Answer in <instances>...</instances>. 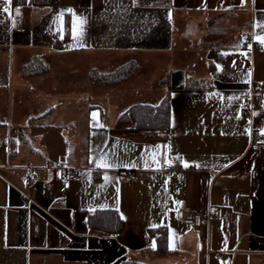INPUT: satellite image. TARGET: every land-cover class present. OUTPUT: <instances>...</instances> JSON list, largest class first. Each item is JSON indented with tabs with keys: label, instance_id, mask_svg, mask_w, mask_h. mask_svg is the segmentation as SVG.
Listing matches in <instances>:
<instances>
[{
	"label": "crops",
	"instance_id": "0c3cea01",
	"mask_svg": "<svg viewBox=\"0 0 264 264\" xmlns=\"http://www.w3.org/2000/svg\"><path fill=\"white\" fill-rule=\"evenodd\" d=\"M259 25L264 0H0V264H264ZM131 62L123 84L91 79ZM196 68L205 77L193 80ZM255 85L263 98L247 115ZM168 94V129L121 120ZM67 168L79 175L69 185ZM120 170L137 179L120 182ZM182 207L214 217L188 225ZM107 210L117 234L89 226ZM162 228L169 254L157 252Z\"/></svg>",
	"mask_w": 264,
	"mask_h": 264
},
{
	"label": "trees",
	"instance_id": "16d2710c",
	"mask_svg": "<svg viewBox=\"0 0 264 264\" xmlns=\"http://www.w3.org/2000/svg\"><path fill=\"white\" fill-rule=\"evenodd\" d=\"M17 2L24 3L26 0H17ZM67 35L70 32V24L67 23ZM37 63V62H36ZM35 64V63H34ZM31 65L28 71L36 69L37 64ZM40 68V67H39ZM138 71L136 63L131 62L123 65L115 72L110 74H101L94 71L91 79L94 83L102 86H116L130 80ZM28 73V72H26ZM184 88L179 86L178 88ZM170 96L169 94L164 98L162 103L158 106L136 105L132 107L129 112L121 117L123 121H130L135 128L138 129H168L170 127ZM89 226L92 230L103 234H117L122 230L123 221L120 216L113 210L98 211L89 216ZM157 252L159 254H169L168 237L166 229L157 230ZM152 234L155 233L152 231ZM121 264H145L140 261H124Z\"/></svg>",
	"mask_w": 264,
	"mask_h": 264
},
{
	"label": "built area",
	"instance_id": "2783aa9c",
	"mask_svg": "<svg viewBox=\"0 0 264 264\" xmlns=\"http://www.w3.org/2000/svg\"><path fill=\"white\" fill-rule=\"evenodd\" d=\"M247 43L251 44V40L247 39ZM259 48H262L259 46ZM263 98V95L261 93V90L258 85H255L251 89V93L248 98H246L244 102V112L248 115L251 112L252 105L256 100H260ZM251 145L253 148L259 149V148H264V134H258L254 133L252 134V139H251ZM54 167L56 168H63V163L58 162L53 164ZM176 167L178 166V163L176 159H173V164L170 166L169 164H166L164 167L169 168V167ZM64 177L66 183L69 185L72 182H75L79 179L78 175V170L75 168H67L65 169L64 172ZM118 179L120 182H130L134 181L137 179V174L136 172L130 171V170H120L118 173ZM37 183V180L35 181H28L26 182V185L32 186ZM214 217L213 214H200L197 212H194L192 210L186 209L184 207L180 208L178 211V218L184 222L185 224L188 225H194V226H201V225H207L209 224L210 220Z\"/></svg>",
	"mask_w": 264,
	"mask_h": 264
},
{
	"label": "rangeland",
	"instance_id": "374dc122",
	"mask_svg": "<svg viewBox=\"0 0 264 264\" xmlns=\"http://www.w3.org/2000/svg\"><path fill=\"white\" fill-rule=\"evenodd\" d=\"M70 62H73V59H70L69 60ZM69 63V62H68ZM70 66V65H69ZM70 68V67H69ZM68 67H67V69H69ZM72 68V67H71ZM204 71H205V69L204 68H202V69H198V68H196V71L195 72H197L196 73V75H193L192 77H193V80H197V79H199L200 77H205V74H204ZM70 75V78L71 79H73V78H75V75L74 74H69ZM67 77H69L68 75H67ZM134 83V81H131V82H129L128 84H133ZM101 87H106V86H101ZM162 95H163V97H165V91H163L162 92ZM125 96H127V99L126 100H128L129 102H132V103H135L136 101L138 102H142L143 100H146L147 99V95H139V96H137V95H132L131 96V91H127L125 94H124V97ZM141 97V98H140ZM108 97H105V101H104V103L105 104H110L111 103V101H108ZM144 103V102H143Z\"/></svg>",
	"mask_w": 264,
	"mask_h": 264
},
{
	"label": "snow or ice",
	"instance_id": "6c2138e0",
	"mask_svg": "<svg viewBox=\"0 0 264 264\" xmlns=\"http://www.w3.org/2000/svg\"><path fill=\"white\" fill-rule=\"evenodd\" d=\"M6 2H7V3H10L11 0H6ZM3 10H4L5 12H8V11H9V9H8L7 7H5ZM71 11H72L71 9L68 10V12H71ZM16 12H17V14H19V9H17ZM61 15H63V13H62ZM81 23H83V21H81ZM259 27L264 28V25H259ZM74 38H75V34H74ZM257 39H258L261 43H264V36H258ZM248 48H249V50H250V48H251V45H250V44L248 45ZM217 67H219V65H218ZM248 75H249V79H250L251 73H249ZM93 115H95V113H94ZM100 126L102 127V125H100ZM100 160L102 161V163H101L100 165H98V166H100V167L108 168V167H115V166H116L115 164H112V163L107 162V160H106V156H102V157L100 158ZM124 166H126V167H127V166L135 167L136 165L133 163L132 165H124ZM188 166H189V165H188L187 163L184 164V167H188ZM197 166L199 167V165H197ZM107 179H108V177L105 176V180H107Z\"/></svg>",
	"mask_w": 264,
	"mask_h": 264
}]
</instances>
